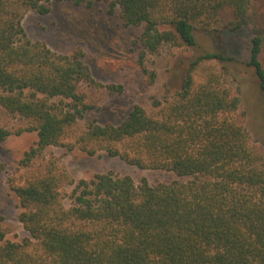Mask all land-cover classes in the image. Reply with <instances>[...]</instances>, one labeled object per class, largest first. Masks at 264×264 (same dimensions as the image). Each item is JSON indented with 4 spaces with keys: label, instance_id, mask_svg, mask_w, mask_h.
<instances>
[{
    "label": "trees",
    "instance_id": "16d2710c",
    "mask_svg": "<svg viewBox=\"0 0 264 264\" xmlns=\"http://www.w3.org/2000/svg\"><path fill=\"white\" fill-rule=\"evenodd\" d=\"M94 1L0 0V106L31 119L30 129L37 131L25 165L48 146L63 144L88 108L80 85L93 79L80 53L61 55L33 43L23 18L28 10L48 12L53 2ZM251 3L113 0L110 5L119 8L125 26L141 27L139 63L153 82L148 54L166 44L196 46L197 33L220 25L227 9L233 15L227 28L236 31ZM263 50L264 36H253L246 65L262 103ZM206 59L233 62L220 51L198 55L173 99L152 101L158 113L133 104L118 125L87 121L78 140L88 154L101 148L138 167L173 172L176 179L152 185L144 178L137 184L130 175L106 172L76 183L54 159L47 160L41 174L13 187L28 235L8 240L0 228V264H264V119L251 127L229 118L225 113L239 106L237 95L195 87L191 71ZM9 135L0 124V139ZM65 182L76 184L69 205L62 194Z\"/></svg>",
    "mask_w": 264,
    "mask_h": 264
},
{
    "label": "rangeland",
    "instance_id": "374dc122",
    "mask_svg": "<svg viewBox=\"0 0 264 264\" xmlns=\"http://www.w3.org/2000/svg\"><path fill=\"white\" fill-rule=\"evenodd\" d=\"M112 1L95 0L92 5L53 2L48 12L28 10L23 18L24 29L33 43L45 44L61 55L80 53L93 82L80 85L88 107L84 117L68 129L62 145L48 146L31 165H25L22 159L37 141V131L30 129L33 121L11 114L0 106V124L11 131L6 139H0L3 165L0 172V228L6 232L8 240L21 241L28 235L18 218L22 207L13 187L41 174L47 160L54 159L76 183L106 172L130 175L137 184L144 178L152 185L176 179L173 172L141 168L119 156H110L101 148L93 155L88 154L78 140L86 130L87 121L118 125L133 104L143 106L151 114L158 113L159 108L154 107L152 101L156 98L172 100L182 86L190 63L200 54L220 51L233 58V62L202 60L191 71L195 87L208 86L228 98L237 95L239 106L236 111L225 113L229 118L251 127L259 118L264 119V102L260 101V93L253 91V70L246 65L252 37L264 36V0H252L245 21L236 31L227 28L233 21L231 10L227 9L220 25L197 33L196 46L166 44L158 53L148 54L145 64L149 70L156 71L153 82L139 63L140 47L136 39L141 27L125 26L119 8L111 10ZM261 60L264 65V50ZM119 85L123 88L121 92L111 88ZM260 139L264 140V137ZM75 185L68 182L62 185L66 205L71 203Z\"/></svg>",
    "mask_w": 264,
    "mask_h": 264
}]
</instances>
